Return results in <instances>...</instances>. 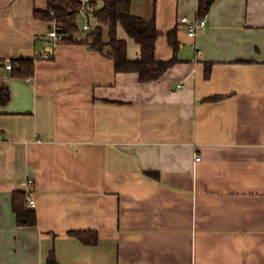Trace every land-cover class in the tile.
<instances>
[{
	"label": "crops",
	"instance_id": "1",
	"mask_svg": "<svg viewBox=\"0 0 264 264\" xmlns=\"http://www.w3.org/2000/svg\"><path fill=\"white\" fill-rule=\"evenodd\" d=\"M45 6L0 0V63L33 59L30 78L0 65V264L51 250L57 264H264V0H213L192 37L180 18L199 19V0H132L160 32L157 59L177 28L178 61L146 82L106 49L52 45ZM17 190L35 225L17 224Z\"/></svg>",
	"mask_w": 264,
	"mask_h": 264
},
{
	"label": "trees",
	"instance_id": "2",
	"mask_svg": "<svg viewBox=\"0 0 264 264\" xmlns=\"http://www.w3.org/2000/svg\"><path fill=\"white\" fill-rule=\"evenodd\" d=\"M132 0H91L97 8L93 11L96 23L86 32L78 26L79 0H46L44 8H35L34 16L37 19L55 22L58 31L62 34V42L84 43L90 47L103 51L114 62L116 72H135L141 82L159 78L165 71L178 61L176 55L179 42L177 28L167 32L169 44L174 48V55L168 60L155 57V42L160 34L154 20L147 21L131 13ZM213 0H199V19H201ZM121 26L126 33L140 45V55L135 60L127 58V41L117 35V28ZM51 27V26H50ZM10 74L13 76L31 77L33 73V59L11 60ZM0 65L5 66L2 62ZM207 65L205 76H209ZM216 99V98H215ZM10 100V92L0 81V105ZM154 175L155 173H151ZM28 193L24 190L14 191L12 194V209L16 221L21 226H32L37 223L35 209L28 204ZM70 233L81 242L95 245L98 236L95 231L73 230ZM49 264H57L53 250L48 257Z\"/></svg>",
	"mask_w": 264,
	"mask_h": 264
},
{
	"label": "built area",
	"instance_id": "3",
	"mask_svg": "<svg viewBox=\"0 0 264 264\" xmlns=\"http://www.w3.org/2000/svg\"><path fill=\"white\" fill-rule=\"evenodd\" d=\"M80 2V8H79V15L83 17L84 23L81 26V31L86 32L88 31L97 21L96 17L93 14V11L97 8L96 4L91 2V0H79ZM208 17V13H205V15L201 19H197L195 21H190L187 17L180 18V22L186 26L187 34L188 36L192 37L196 34V32L200 29H202L206 23ZM47 36L49 41L52 43V45L58 44L62 42L63 36L58 31L56 23L53 21L52 26L49 28L47 32ZM44 58H49V53L45 52L43 54ZM5 67L7 69H11V63L7 62L5 64ZM30 78V77H29ZM181 84H179L180 86ZM200 159L199 156H197V160ZM32 180H27V184H31ZM28 204L32 207H34L35 202L30 194L27 196Z\"/></svg>",
	"mask_w": 264,
	"mask_h": 264
},
{
	"label": "rangeland",
	"instance_id": "4",
	"mask_svg": "<svg viewBox=\"0 0 264 264\" xmlns=\"http://www.w3.org/2000/svg\"><path fill=\"white\" fill-rule=\"evenodd\" d=\"M77 23H78V26L81 28V26L83 25V23H84V19H83V17L82 16H78V18H77Z\"/></svg>",
	"mask_w": 264,
	"mask_h": 264
}]
</instances>
